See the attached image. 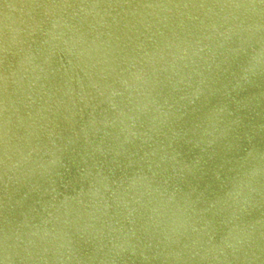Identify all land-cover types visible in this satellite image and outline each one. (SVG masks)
<instances>
[{
  "label": "water",
  "instance_id": "water-1",
  "mask_svg": "<svg viewBox=\"0 0 264 264\" xmlns=\"http://www.w3.org/2000/svg\"><path fill=\"white\" fill-rule=\"evenodd\" d=\"M0 264H264V0H0Z\"/></svg>",
  "mask_w": 264,
  "mask_h": 264
}]
</instances>
